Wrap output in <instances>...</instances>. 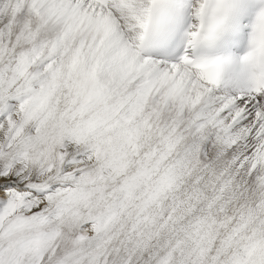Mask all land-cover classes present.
Wrapping results in <instances>:
<instances>
[{
	"label": "snow or ice",
	"instance_id": "6c2138e0",
	"mask_svg": "<svg viewBox=\"0 0 264 264\" xmlns=\"http://www.w3.org/2000/svg\"><path fill=\"white\" fill-rule=\"evenodd\" d=\"M0 264H264V0H0Z\"/></svg>",
	"mask_w": 264,
	"mask_h": 264
}]
</instances>
